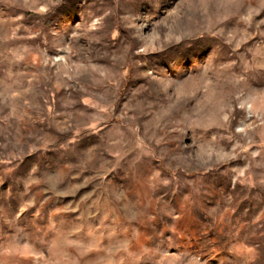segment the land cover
Here are the masks:
<instances>
[{
	"label": "rangeland",
	"instance_id": "obj_1",
	"mask_svg": "<svg viewBox=\"0 0 264 264\" xmlns=\"http://www.w3.org/2000/svg\"><path fill=\"white\" fill-rule=\"evenodd\" d=\"M0 264H264V0H0Z\"/></svg>",
	"mask_w": 264,
	"mask_h": 264
}]
</instances>
